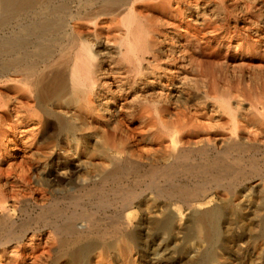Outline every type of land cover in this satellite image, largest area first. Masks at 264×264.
<instances>
[{
    "label": "rangeland",
    "instance_id": "374dc122",
    "mask_svg": "<svg viewBox=\"0 0 264 264\" xmlns=\"http://www.w3.org/2000/svg\"><path fill=\"white\" fill-rule=\"evenodd\" d=\"M157 2V0H146L144 4L137 6L135 17L133 13H130L114 24L106 21H104L105 24L102 21L97 26L86 24L82 32L83 40H76L78 44L74 50H68V40L55 42L53 36H48L44 46L52 56L50 60L46 58L47 64L40 62L39 66L41 69H45L49 63L50 65L56 64V66L59 64V71L55 70V72L70 76L71 71L78 63V70L83 75L85 73L83 69L86 66L79 61L78 47L81 43L87 47L90 46L96 52L99 51L97 49L99 43L105 44L111 39L109 42L111 44L116 41L111 47L124 50V54L126 50H129L127 51L129 56L132 55L130 60L134 62V52H137L138 43L140 44L142 40L148 43L151 38L163 39L167 48L172 43L181 45L185 67L180 73H175L173 76L172 71H175L176 66L166 61L165 56H161L160 59H163V62L158 64L160 67L153 69H158V73H162L163 77L167 76L164 77L167 96H171L176 91L179 92L177 93L180 95L179 99L171 100L169 98L170 102L158 104L154 94L145 92L148 90L147 88L144 90H139L141 87L136 90L131 89L128 86L129 83L122 79L126 76L125 72L130 63L129 57H125L124 54L119 56L113 53L109 55L100 53L101 55L97 59L103 62L102 67L107 68L109 63L114 65L110 66L113 76L109 75V78L115 79L118 84L120 81L127 84L124 91L118 90L116 93L115 107L122 103L124 109L115 121L110 122L108 117L88 111L80 100L76 99L63 100L49 108L52 111L32 99L30 100L32 111L24 110L20 113L21 115H18L19 117L15 113L7 115L4 111L5 108L0 109V241L8 234H20V237L27 234L18 260L10 259V251L14 249L13 247L8 250V257L7 254L4 255V249L0 247V258L5 256L1 259V264H76L77 262L70 255L61 252L59 244L61 237L56 238L57 235L49 228L50 224H68V217L75 216L76 213L75 217L81 219L80 222L78 221L77 228L79 232H84L88 236L86 240L96 241V235L99 232L106 233L107 237L105 241L98 243L88 264H188L190 257L193 256L189 254L190 250L197 243L195 232L191 227H186L189 226L188 224L191 225L192 212L182 203L172 205L171 210L177 218V231L170 234L157 233L156 228L150 224L148 219L159 217L155 204L162 208L169 203L158 198L156 194L160 191L180 186L194 188L196 185L197 187H203V184L214 185V177L212 173H207L206 169L211 164L218 162L235 171L232 178L234 183L230 182L228 186L230 191L233 193L238 190L245 192L244 195H249L251 203L244 201L242 203L244 207L249 206H246L245 209L233 206L232 210H226L221 240L215 249L219 260L216 264H264V242L261 238L258 239V229H261L260 221L264 217L262 210L264 206V1L182 0L179 6L174 5V8L170 10L167 9V6H161ZM142 9L145 12H142ZM131 24L134 34L130 37L129 42L125 34ZM154 32L157 35H154ZM0 33L4 36L9 31L0 29ZM99 34H101V38L97 37ZM177 64H180V61ZM155 66L153 65V67ZM186 68L187 70H185ZM98 90L104 93L106 88L105 86L102 89L99 87ZM15 93L13 88H6L5 84H1L0 104L3 105V103L11 101ZM22 94L21 101L28 102L29 93L22 92ZM149 104L153 105H151L152 108ZM69 107L70 109H68ZM158 110L160 111L158 112ZM50 112L60 115L66 122L64 126L71 125L73 130L62 128L63 126L58 124ZM142 113L145 114V117L147 116L145 119L148 121L147 124L149 123L150 132L142 136L141 143L137 144L133 140L129 142L127 141L128 133L132 137H141L140 120L137 116ZM31 115H34L35 119L27 124V118ZM152 116L153 119H151ZM162 118L164 122H162ZM30 125H32L31 128L36 125L31 133ZM97 127L98 129H96ZM114 127L118 128L117 133ZM127 127H130L131 132ZM5 132H8V139L2 137V133ZM185 133L188 135L186 136ZM231 137L236 139V145L224 143V141L228 142L227 139ZM121 141L123 143H120ZM202 146H204L203 149ZM149 148L150 150H147ZM210 152H213L214 155ZM117 159L119 165L128 163L138 169L128 171L117 181L115 179L106 180ZM183 161L187 164H184ZM177 164L179 165L176 167ZM256 169L257 171H255ZM258 174L261 175L260 181L257 182ZM153 178H157L154 180L158 184L151 180ZM243 178L251 180V183L247 181L242 184ZM180 183L182 184L180 185ZM143 190H146L147 193ZM130 191H135L138 195L142 194L148 198L149 206L141 208L135 206L125 213L121 220L124 222L122 225L124 234L134 231L138 224L144 223L143 234L139 240L123 239L116 235L117 225H119L116 224L118 209L113 208L122 205V196ZM209 197L210 199L207 201H211V205H206L209 208L222 207V197L228 198L226 193L220 191H214ZM213 197L214 200H212ZM238 199H242L241 196L236 198L235 202H241ZM104 200L111 204L112 208L108 206L109 204L105 207ZM148 215L152 216L149 218ZM13 221L17 223L12 228L10 226L13 225H11ZM230 236L231 238H229ZM32 239H34L33 242ZM158 260L160 261L157 262Z\"/></svg>",
    "mask_w": 264,
    "mask_h": 264
},
{
    "label": "bare ground",
    "instance_id": "6f19581e",
    "mask_svg": "<svg viewBox=\"0 0 264 264\" xmlns=\"http://www.w3.org/2000/svg\"><path fill=\"white\" fill-rule=\"evenodd\" d=\"M146 0H0V29L2 31H9L4 36L0 33V85L5 84L6 88H13L16 92L14 97L11 101L0 104V109L5 108L6 114L15 113L17 117L22 111L27 110L30 111L33 109L30 105V100L35 99L39 105L47 108L48 110L52 111L49 108L54 107L59 102L63 100L69 99H76L80 100V102L88 109V111H92L93 113L103 115L108 117L110 122L115 121L122 113L124 109V105L116 106L115 102L117 100L116 93L118 90H123L126 87V83L120 81V84L115 82V79H110L109 75L113 73L110 64L106 67H102V61L97 59L100 57V53H104V55H109L111 53L116 55H123L124 50L120 48H113L111 47L114 44H111L106 41L105 44L99 43L97 49L99 51L94 52L91 47H87L84 43L80 45V62L86 66L83 69L85 73L82 75L80 74V70H78V63L75 65L73 70L71 71L70 76H64L62 74H57L55 70H58V65L49 63V66L45 67V69H41L39 66L40 62L43 64H47L48 60L52 56L50 52L46 50L44 46V42L47 41L48 36H53L54 41L60 40H68V50H74L76 47V40L80 39L83 40V28L86 24H91L97 26L102 21L110 22L112 24L120 21V19L125 17L127 14L130 13L134 14L135 17V10L138 5L144 4ZM152 1V0H151ZM158 4L161 6H167V9L174 8V5L179 6L182 0H157ZM213 1V0H212ZM264 1V0H263ZM149 2V1H147ZM193 2V1H192ZM209 3V2H208ZM207 3V4H208ZM198 5V4H197ZM176 6V7H177ZM215 6V5H214ZM143 7V6H142ZM151 7V6H150ZM217 7V6H216ZM224 7V6H223ZM144 8V7H143ZM161 8V7H160ZM222 8V7H221ZM145 9V8H144ZM164 9V8H163ZM178 9V8H176ZM180 10V9H179ZM194 10V9H193ZM142 12L143 11L142 9ZM179 12V11H178ZM187 12V11H186ZM138 13V12H137ZM191 13V12H190ZM203 13V12H202ZM132 14V15H133ZM180 14V13H178ZM188 14V13H187ZM139 15V14H138ZM205 15V14H204ZM140 16V15H139ZM133 17V18H134ZM229 17V16H228ZM232 17V16H231ZM142 19V18H141ZM131 20V19H130ZM135 20V18H134ZM137 21V20H136ZM184 21V20H183ZM214 21V20H213ZM128 22V21H127ZM149 22V21H148ZM203 22V21H202ZM218 22V21H217ZM125 23V22H124ZM150 23V22H149ZM178 23V22H177ZM209 23V22H208ZM105 24V22H104ZM121 24V23H120ZM135 25V24H134ZM119 26V25H118ZM153 26V25H152ZM209 26V25H206ZM93 27V26H92ZM115 27V26H114ZM201 27V26H200ZM215 27V26H214ZM96 28V27H95ZM94 28V29H95ZM122 28V27H121ZM137 28V27H136ZM155 29V26L153 27ZM213 28V27H212ZM217 28V27H216ZM98 29V28H97ZM142 29V28H141ZM140 29V30H141ZM145 29V28H144ZM148 29V28H147ZM117 30V29H116ZM88 31V30H87ZM94 32V31H93ZM127 32V33H126ZM125 36L127 40L130 42V37L133 36V25L131 24L126 31ZM219 32V31H218ZM87 33V32H86ZM119 33V32H118ZM122 33V32H121ZM150 33V32H149ZM96 35V33H93ZM114 35V33H113ZM124 35V34H123ZM137 35V34H135ZM134 35V36H135ZM151 35V34H150ZM154 35L157 33L154 32ZM171 35V34H170ZM85 36V35H84ZM116 36V35H114ZM113 36V37H114ZM87 37V36H86ZM101 38V34L97 36ZM110 37V36H109ZM139 37V36H138ZM145 36L143 35V38ZM198 37V36H197ZM95 38V37H94ZM107 38V37H106ZM137 38V36H136ZM176 38V37H175ZM52 39V38H50ZM123 39V38H122ZM125 39V38H124ZM152 39V38H151ZM149 40L148 43L144 40L141 43L137 44V52H134L135 61L132 62L129 56V50H126L124 56L129 57V66L128 69L126 67V76L122 78L126 80L132 89L140 88L139 90H145L154 94L157 98V103L163 102H170L171 100L179 99L180 95L173 92L171 96H167L166 94V83L164 82V77L162 73H158L157 68L159 63L163 59H160L161 56H165V60L171 62L175 65V71H172V75L174 76L175 73H180V71L185 67V58L182 55L181 45L172 43L167 48L165 41L162 39H152ZM198 39V38H197ZM119 40V39H118ZM117 40V41H118ZM126 40V41H127ZM138 40V39H137ZM200 40V38L198 39ZM98 41V39H97ZM124 41V40H123ZM147 41V40H146ZM88 42V41H87ZM133 42V41H132ZM138 42V41H137ZM93 43V42H91ZM147 43V44H146ZM168 44V43H167ZM60 45V43H59ZM109 45V46H108ZM178 45V46H177ZM54 46V45H53ZM126 46V45H125ZM57 47V46H56ZM67 47V46H66ZM120 47V46H119ZM122 47V46H121ZM132 47V46H131ZM51 48V47H50ZM127 48V47H126ZM130 48V46H129ZM131 49V48H130ZM134 49V51H136ZM183 49V48H182ZM55 50V49H54ZM57 52V51H56ZM185 52V50H184ZM131 53V52H130ZM186 53V52H185ZM61 54V53H60ZM68 54V53H67ZM72 54V53H71ZM49 56V57H48ZM59 56V55H58ZM67 56V55H66ZM148 56V57H147ZM63 57V56H62ZM75 57V56H74ZM48 60H47V59ZM54 58V57H53ZM60 58V57H59ZM71 58V57H70ZM84 58V59H83ZM86 58V59H85ZM61 59V58H60ZM132 59V58H131ZM65 60V59H63ZM94 60V61H93ZM122 60V59H121ZM125 60V59H124ZM127 60V59H126ZM180 61V64L177 62ZM189 61V60H188ZM70 62V61H69ZM163 62V61H162ZM127 63V62H126ZM122 64V63H120ZM65 65V64H64ZM82 65V66H83ZM153 65H156L153 67ZM188 65V64H187ZM88 66V67H87ZM114 66V65H113ZM160 67V66H159ZM158 67V68H159ZM187 70V68L185 69ZM59 71V70H58ZM150 72V73H149ZM122 73V72H121ZM66 74V73H64ZM118 74V73H117ZM113 76V75H111ZM116 76V75H115ZM185 77V76H184ZM175 81V80H174ZM184 81V80H183ZM177 84V83H176ZM179 85V84H178ZM106 88L104 93L99 91V87ZM177 86V85H176ZM178 87V86H177ZM180 88V87H179ZM4 89V88H3ZM116 89V90H114ZM11 90V89H10ZM150 90V91H149ZM169 90V89H168ZM178 90V89H177ZM12 91V90H11ZM122 91V92H123ZM133 91V90H132ZM172 91V90H171ZM23 93H29V100L28 102L24 103L21 101ZM140 92V93H145ZM147 92V94H148ZM128 93V92H127ZM9 94V93H8ZM146 94V93H145ZM170 94V93H169ZM11 95V94H10ZM139 95V94H138ZM25 96V95H24ZM108 96V97H107ZM133 96V95H132ZM131 96V97H132ZM1 97V96H0ZM171 98V100L169 99ZM186 98V97H184ZM188 98V97H187ZM2 99V98H1ZM111 100V101H110ZM187 100V99H186ZM66 101V102H67ZM145 101V100H144ZM148 101V100H147ZM189 101V100H187ZM5 102V101H4ZM194 102V101H193ZM1 103V102H0ZM129 103V102H128ZM152 103V102H151ZM154 103V102H153ZM240 103V102H239ZM36 104V103H35ZM125 104V103H124ZM140 104V103H139ZM147 104V103H146ZM64 105V104H63ZM76 105V104H73ZM144 105V104H143ZM150 105V104H149ZM152 105V104H151ZM150 105V108H152ZM157 105V104H156ZM61 106V105H60ZM153 106V105H152ZM232 106V105H231ZM240 106V105H239ZM67 107V106H66ZM59 108V107H58ZM149 108V107H148ZM239 108V107H237ZM70 109V107L68 108ZM178 109V108H176ZM236 109V108H235ZM240 109V108H239ZM127 110V109H126ZM140 110V109H139ZM144 110V109H143ZM156 110V109H155ZM154 110V111H155ZM32 111V110H31ZM130 111V110H129ZM160 110H158L159 112ZM233 111V110H232ZM241 111V110H240ZM145 112V111H143ZM162 112V111H161ZM146 113V112H145ZM165 113V111H164ZM178 113V112H177ZM264 113V112H263ZM262 113V114H263ZM27 114V113H26ZM52 117H54L58 124L65 129L70 131L73 130V126L65 125V121L62 117L54 112H50ZM61 114V113H59ZM73 114V113H72ZM161 114V113H160ZM21 115V114H20ZM76 115V114H75ZM167 115V114H166ZM180 115V114H179ZM71 116V115H70ZM80 116V115H79ZM149 116V115H148ZM147 117V116H146ZM145 114H140L137 118L140 120L141 126V137H132L129 133L127 134V141L133 140L138 144L142 142V136H145L147 133L150 132L149 123L146 121ZM156 117V116H155ZM159 118V116H157ZM170 117V116H169ZM240 117V116H239ZM98 118V117H97ZM34 115H31L27 118V124L34 121ZM76 119V118H75ZM153 119V116L152 118ZM18 120V119H17ZM80 120V119H78ZM77 120V121H78ZM181 120V119H180ZM76 121V122H77ZM83 121V120H82ZM81 121V123H82ZM122 121V120H121ZM183 121V120H182ZM243 121V120H242ZM80 122V121H79ZM78 122V123H79ZM162 122L163 118H162ZM21 123V122H20ZM84 123V121H83ZM86 123V122H85ZM160 123V122H159ZM186 123V122H185ZM41 124V123H40ZM76 124V123H75ZM170 124V123H168ZM194 124V123H193ZM232 124V123H231ZM89 125V124H88ZM91 125V124H90ZM164 125V123H163ZM198 125V124H197ZM12 126V125H11ZM30 125V133L33 132L34 128H31ZM75 126V125H74ZM138 126V125H137ZM136 126V127H137ZM56 127V126H55ZM175 127V126H174ZM236 127V126H235ZM240 127V126H239ZM1 128V127H0ZM115 131L118 129L114 127ZM194 128V127H193ZM244 128V127H243ZM56 129V128H55ZM64 129V130H65ZM75 129V128H74ZM84 129V128H83ZM98 129V127L96 128ZM100 129V128H99ZM120 129V128H119ZM128 131L131 132L130 127H127ZM181 129V128H180ZM179 129V130H180ZM183 129V128H182ZM202 129V128H201ZM15 130V129H14ZM23 130V129H22ZM77 130V128H76ZM88 130V129H87ZM136 130V129H135ZM241 130V129H240ZM24 131V130H23ZM28 131V130H27ZM92 131V130H91ZM97 131V130H96ZM103 131V130H102ZM101 131V132H102ZM107 131V130H106ZM20 132V130H19ZM161 132V131H160ZM170 132V131H169ZM181 132V130L179 131ZM188 132V131H187ZM205 132V131H203ZM14 133V132H13ZM18 133V132H17ZM84 133V132H82ZM89 133V132H88ZM117 133V131H116ZM125 133V132H124ZM134 133V131H132ZM136 133V131H135ZM155 133V132H154ZM158 133V132H157ZM165 133V132H164ZM167 133V132H166ZM251 133V132H250ZM27 134V133H26ZM156 134V133H155ZM170 135V133H168ZM186 134V133H185ZM206 134V133H205ZM17 135V134H16ZM168 135V136H169ZM184 135V134H183ZM188 134H186L187 136ZM200 135V134H199ZM202 135V134H201ZM15 136V135H14ZM13 136V137H14ZM46 136V135H45ZM70 136V135H68ZM3 138L8 139V132L2 133ZM27 137V136H26ZM123 137V136H122ZM157 137V136H156ZM196 137V136H195ZM210 137V136H209ZM225 137V136H224ZM237 137V136H236ZM248 137V136H247ZM24 138V137H23ZM73 138V137H72ZM107 138V137H106ZM162 138V137H161ZM160 138V139H161ZM211 138V137H210ZM209 138V139H210ZM223 138V137H222ZM26 139V138H25ZM65 139V138H64ZM76 139V137H75ZM84 139V138H83ZM91 139V138H90ZM105 139V138H104ZM11 140V139H9ZM21 140V139H20ZM61 140V138H60ZM78 140V139H76ZM89 140V139H88ZM165 140V139H164ZM228 142L224 141V143H229V145H236L235 138L227 139ZM7 141V140H6ZM72 141V140H71ZM112 141V140H111ZM208 141V140H207ZM19 142V140H18ZM25 142V141H24ZM29 142V141H28ZM169 142V141H168ZM183 142V141H182ZM198 142V141H197ZM4 143V142H3ZM20 143V142H19ZM27 143V142H26ZM50 143V142H49ZM86 143V142H85ZM120 143H123L122 141ZM209 143V141H208ZM223 143V142H222ZM221 143V144H222ZM263 143V142H262ZM18 144V143H17ZM33 144V143H32ZM58 144V143H57ZM71 144V143H70ZM87 144V143H86ZM59 145V144H58ZM64 145V144H63ZM68 145V144H67ZM66 145V146H67ZM146 145V144H145ZM226 145V144H225ZM243 145V144H242ZM30 146V145H29ZM33 146V145H32ZM31 146V147H32ZM48 146V145H47ZM143 146V145H142ZM192 146V142H191ZM17 147V146H16ZM85 147V146H84ZM93 147V146H92ZM128 147V145H127ZM186 147V146H184ZM196 147V146H195ZM204 146H202L203 149ZM262 147V146H261ZM5 149V147H3ZM62 148V147H61ZM91 148V147H90ZM100 148V147H99ZM198 148V147H197ZM218 148V147H217ZM216 148V149H217ZM63 149V148H62ZM156 149V148H155ZM201 149V148H199ZM10 150V149H9ZM18 150V149H17ZM53 150V149H52ZM106 150V149H105ZM109 150V149H108ZM147 150H150L147 149ZM166 150V149H165ZM169 150V149H168ZM207 150V149H206ZM100 151V150H99ZM125 151V150H124ZM131 151V150H130ZM144 151V150H143ZM142 151V152H143ZM153 151V150H152ZM191 151V150H189ZM188 151V152H189ZM194 148V152H195ZM200 151V150H199ZM210 151V150H208ZM221 151V149H220ZM55 152V151H53ZM92 152V151H91ZM108 152V151H107ZM128 152V151H127ZM132 152V151H131ZM161 152V151H160ZM192 152V151H191ZM192 152V153H194ZM206 152V151H205ZM217 152V151H216ZM234 152V151H233ZM94 153V152H93ZM167 152L165 151V154ZM185 153V152H184ZM211 153V152H210ZM213 153V152H212ZM211 153V154H212ZM257 153V152H256ZM7 154V153H6ZM26 154V153H24ZM59 154V153H57ZM67 154V153H66ZM121 154V153H120ZM123 154V153H122ZM164 154V155H165ZM196 154V153H195ZM53 155V154H52ZM147 155V154H146ZM162 155V154H160ZM192 155V154H191ZM207 155H209L207 153ZM214 155V153H213ZM26 156V155H23ZM54 156V155H53ZM64 156V155H63ZM126 156V155H125ZM178 156V155H177ZM219 156V155H218ZM247 156V155H246ZM252 156V155H251ZM255 156V155H254ZM62 157V156H61ZM104 158V156H102ZM151 157H153L151 155ZM183 157V156H182ZM193 157V155H192ZM202 157H204L202 155ZM214 157V156H212ZM222 157V155H221ZM26 158V157H25ZM24 158V159H25ZM54 158V157H53ZM59 158V157H58ZM57 158V159H58ZM159 158V157H158ZM161 158V157H160ZM166 158H168L166 156ZM165 158V159H166ZM176 158V157H175ZM181 158V157H179ZM190 158V157H189ZM196 158V157H195ZM200 158V157H199ZM235 158V157H234ZM263 158V156H262ZM141 159V158H140ZM178 159V158H177ZM194 159V158H193ZM191 159V160H193ZM204 159V158H203ZM244 159V158H243ZM251 159V158H250ZM258 159V158H257ZM42 160V159H41ZM60 160V159H59ZM106 160V159H104ZM158 160V159H157ZM184 160V159H183ZM188 160V159H187ZM199 160V159H197ZM211 160V159H210ZM254 160V159H253ZM19 161V160H18ZM48 161V160H47ZM85 163V160H83ZM168 161V160H167ZM179 161V160H177ZM186 161V160H185ZM209 161V160H208ZM225 161V160H224ZM223 161V162H224ZM235 162L234 160H232ZM252 161V160H251ZM148 162V161H147ZM169 162V161H168ZM194 162V161H193ZM206 162V161H205ZM76 163V162H75ZM137 163V162H136ZM175 163H177L175 161ZM180 163V161H179ZM184 163V161H183ZM196 163V162H195ZM201 163V162H200ZM230 163L231 160H230ZM236 163V162H235ZM59 164V163H58ZM63 164V162H62ZM90 164V163H89ZM97 164V163H95ZM94 164V165H95ZM106 164V163H105ZM142 164V163H141ZM158 164V163H155ZM187 164V163H184ZM238 164V163H236ZM44 165V164H43ZM51 165V164H50ZM151 165V164H150ZM172 165V164H171ZM179 164L176 165V167ZM195 165V164H194ZM57 166V164H56ZM63 166V165H62ZM85 166V165H84ZM109 166V165H108ZM154 166V165H153ZM158 166V165H157ZM167 166V165H166ZM185 166V165H184ZM183 166V167H184ZM246 166V165H245ZM244 166V167H245ZM262 166V165H261ZM260 166V167H261ZM50 167V166H49ZM58 167V166H57ZM74 167V166H73ZM101 167V165H100ZM165 167V166H164ZM169 168V166H167ZM182 167V168H183ZM259 167V168H260ZM56 168V167H55ZM62 168V167H61ZM173 168V167H172ZM78 169V168H77ZM100 169V168H99ZM137 170L135 166H131L128 163L120 164L117 162L113 163V169L111 173L106 177V180L115 179L117 181L121 177L125 176L128 171L130 170ZM51 170V169H50ZM60 170V169H59ZM63 170V169H62ZM69 170V169H68ZM76 170V169H75ZM160 170V169H159ZM163 170V169H162ZM165 170V169H164ZM176 170V169H175ZM181 170V169H180ZM169 171V170H168ZM173 171V170H172ZM257 171V169L255 170ZM95 172V171H94ZM157 172V171H156ZM162 172V171H161ZM207 173H212L214 177V185L207 186L203 184L202 187H177V188H166L164 191H158L159 193L158 198L164 199L165 201L169 202L165 204L162 208L158 207L155 204L156 213L159 214V217H151L148 215L150 219V224L156 228L157 233L159 234H167V233H176L177 231V218L171 210L172 205L177 203H182L184 206L188 208L190 212H192V222L191 225L186 227H191V229L195 232L197 243L193 248L190 250V261L188 264H216L218 263V256L215 251L217 244L221 240L223 222L226 216V210H232L233 206H238L239 209H245L244 205L242 204L245 202H250L249 195L245 192L235 191L234 193L230 191L228 187L232 178L234 177V170L228 166H225L221 162L211 164L207 169ZM248 172V170H247ZM167 173V172H166ZM165 173V174H166ZM250 173V172H249ZM263 173V172H262ZM157 174V173H156ZM260 175L258 174L256 177V181H260ZM58 176V175H57ZM92 176V175H91ZM90 176V177H91ZM104 176V175H102ZM154 176H156L154 174ZM178 176V175H177ZM194 176V175H193ZM264 176V174H263ZM53 177V176H52ZM158 177V176H157ZM171 177V176H170ZM192 177V176H191ZM63 178V177H62ZM184 178V177H183ZM264 178V177H263ZM95 179V178H94ZM155 178L151 179L154 180ZM157 179V178H156ZM155 179V180H156ZM170 179V178H169ZM168 179V180H169ZM187 179V178H186ZM240 179V178H239ZM57 180V179H55ZM61 180V179H60ZM90 180V179H88ZM93 180V179H92ZM96 180V179H95ZM154 180V182H155ZM160 180V179H159ZM167 180V181H168ZM176 180V179H175ZM185 181V179H183ZM207 180V179H206ZM91 181V180H90ZM150 181V180H149ZM178 181V180H177ZM181 182V179L179 180ZM183 181V182H184ZM187 181V180H186ZM193 181V180H192ZM211 181V180H210ZM251 183V180L243 178V183L246 182ZM85 182V181H84ZM160 183V181H158ZM164 182V181H163ZM254 182V180H253ZM264 182V181H263ZM27 183V182H26ZM139 183V182H138ZM157 183V181L155 182ZM176 183V182H175ZM201 183V182H200ZM234 183V182H233ZM248 183V184H249ZM81 184V183H80ZM84 184V183H82ZM154 184V183H152ZM158 184V183H157ZM170 184V183H169ZM182 183H180L181 185ZM190 184V183H189ZM263 184V183H262ZM98 185V184H97ZM147 185V184H146ZM156 185V184H155ZM241 185V184H240ZM8 186V185H7ZM84 186V185H83ZM91 186V185H90ZM96 186V185H95ZM163 186V185H162ZM159 186V187H162ZM168 186V184H167ZM191 186V185H190ZM149 187V185H148ZM154 187V186H153ZM158 187V186H157ZM245 187V186H244ZM248 187V186H247ZM86 188V187H85ZM145 188V187H144ZM156 188V187H155ZM243 188V187H242ZM256 188V187H255ZM11 189V188H10ZM120 189V188H119ZM151 189V188H149ZM91 190V189H90ZM148 190V188H147ZM156 190V189H155ZM233 190V189H231ZM251 190H253L251 188ZM92 191V190H91ZM141 191V190H140ZM144 192L146 190H143ZM214 191H220L226 193L228 198L222 197L221 201H223L222 207H206V205L210 206L211 201H207L210 199V194ZM264 191V190H263ZM248 192V191H247ZM258 192V191H257ZM85 193V192H84ZM95 193V192H94ZM116 193V191H115ZM147 193V192H145ZM156 193V192H155ZM261 193V192H260ZM264 193V192H263ZM140 194V193H139ZM151 194V193H150ZM154 194V193H153ZM252 194V193H250ZM259 194V192H258ZM96 195V194H95ZM244 195V196H243ZM6 196V195H5ZM15 196V195H14ZM104 196V195H103ZM109 196V195H108ZM107 196V197H108ZM122 196V195H120ZM241 196V202H235L236 198ZM253 196V195H252ZM260 196V195H259ZM16 197V196H15ZM92 197V196H91ZM111 197V196H110ZM14 198V197H13ZM123 204L113 209H118V220H116L117 229L116 235L120 236L121 238H128L130 240H139L142 236V230L144 229V223H140L135 227V230L129 232L128 234H124L122 229V225L124 222L121 220L124 218L125 213H128L131 208L135 206L141 208L142 206H149L148 198L144 195H138L135 191H130L124 193L122 196ZM260 198V197H258ZM264 198V197H263ZM57 199V198H56ZM120 199V198H119ZM10 200V199H9ZM111 200V199H110ZM163 200V201H164ZM214 200V197L212 198ZM100 201V200H99ZM150 201V200H149ZM161 201V200H160ZM220 201V202H221ZM258 201V200H257ZM109 202V201H108ZM38 203V202H37ZM102 203V201H101ZM100 203V204H101ZM106 207L109 203L106 200L103 202ZM115 203V202H114ZM166 203V202H165ZM222 203V202H221ZM248 203V204H249ZM152 204V202H151ZM254 204V203H253ZM256 204V203H255ZM39 205V204H38ZM50 205V204H49ZM102 205V206H103ZM119 205V204H118ZM45 206V205H44ZM53 206V205H52ZM101 206V207H102ZM110 208H112L111 204H109ZM116 206V205H115ZM205 206V207H203ZM261 206V205H260ZM41 207V205H40ZM54 207V206H53ZM104 207V206H103ZM104 207V208H105ZM151 207V206H150ZM249 207V206H248ZM259 207V205H258ZM44 208V207H43ZM50 208V207H49ZM109 208V209H110ZM146 208V207H145ZM144 208V209H145ZM260 208V207H259ZM3 209V208H2ZM106 209V208H105ZM176 209V208H175ZM1 210V209H0ZM108 210V208H107ZM154 210V209H153ZM264 211V206L262 207ZM40 211V210H39ZM53 211V210H52ZM187 211V210H186ZM237 211V210H236ZM6 212V211H5ZM246 212V211H245ZM253 212V211H252ZM258 212V211H257ZM256 212V213H257ZM149 213V212H146ZM231 213V212H230ZM234 213H236L234 211ZM255 213V212H254ZM6 214V213H5ZM52 214V213H50ZM70 214V213H69ZM151 214V213H150ZM157 214V215H158ZM229 214V213H228ZM240 214V213H239ZM253 214V213H252ZM258 214V213H257ZM264 214V213H263ZM46 215V214H45ZM44 215V216H45ZM75 215V214H74ZM79 215V214H78ZM81 215V213H80ZM116 215V214H115ZM256 215V214H255ZM260 215V214H258ZM69 216V215H68ZM77 216V213L76 215ZM71 216L68 217L69 223L66 225L61 224H50L49 228L58 236L61 237L60 239V250L61 252L70 255L78 264H88L90 261L91 254L97 248V245L101 241L106 240V233L99 232L96 235L94 240H86L87 235L84 232H79L78 230V221L80 222L78 217ZM154 216V215H153ZM228 216V215H227ZM240 216V215H239ZM7 217V216H6ZM84 217V216H83ZM245 217V216H244ZM261 217V216H260ZM52 218V216H51ZM65 218V217H64ZM67 218V217H66ZM127 218V217H126ZM233 218V217H232ZM254 218V217H253ZM37 219V218H36ZM39 219V218H38ZM41 219V218H40ZM62 219V218H61ZM83 219V218H82ZM85 219V218H84ZM64 220V219H62ZM235 220V217H234ZM56 221V220H55ZM58 221V220H57ZM145 221V220H143ZM238 221V219H237ZM36 222V221H35ZM41 222V221H39ZM38 222V223H39ZM128 222V220H127ZM232 222V221H230ZM261 229L259 228V236L258 239H262L264 242V217L261 218ZM259 222V223H260ZM17 222H11L10 227H15ZM82 223V222H81ZM65 224V223H64ZM231 224V223H230ZM236 224V223H235ZM258 224V223H257ZM29 225V224H28ZM33 225V224H32ZM126 225V224H125ZM148 225V224H147ZM229 225V224H228ZM18 226V225H17ZM40 227V225H38ZM43 226L44 223H43ZM179 226V225H178ZM233 226V225H232ZM35 227V226H34ZM128 227V226H127ZM28 229V228H26ZM31 229V228H30ZM37 229V227H36ZM39 230V229H37ZM149 230V229H148ZM4 231V230H3ZM7 231V230H6ZM24 231V230H23ZM41 231V230H40ZM50 231V230H49ZM32 232V230H31ZM36 232V231H35ZM34 232V233H35ZM92 232V231H91ZM126 232V231H125ZM183 232V231H181ZM230 232V231H229ZM228 232V233H229ZM255 232V231H252ZM8 233V232H6ZM17 233V232H15ZM24 233V232H23ZM30 233V232H29ZM93 233V232H92ZM4 234V232H3ZM233 234V233H232ZM253 234V233H252ZM6 235V234H5ZM22 235V234H21ZM27 235V234H26ZM24 235L20 237V234H8L3 237V240L0 241V247L4 252V255L9 254V251L12 247L14 248L11 252L10 259L14 258L18 260L19 256L21 255L20 250L23 249L24 239L26 240L27 236ZM36 235V234H35ZM34 235V236H35ZM230 235V234H229ZM251 235V234H250ZM3 236V235H2ZM171 236V235H170ZM177 236V234H176ZM234 236V235H233ZM232 236V237H233ZM161 237V236H160ZM59 238V237H58ZM231 238V236L229 237ZM172 239V238H171ZM234 239V238H233ZM31 240V239H30ZM34 239H32L33 242ZM227 240V239H226ZM252 240V239H251ZM163 241V240H162ZM231 241V240H230ZM232 242V241H231ZM46 243V242H45ZM168 243V242H167ZM30 245V244H29ZM45 245V244H44ZM226 245V244H225ZM165 246V245H164ZM16 247V249H15ZM119 247V246H118ZM262 248V247H261ZM29 249V248H28ZM118 249V248H117ZM120 249V248H119ZM188 249V248H187ZM226 249V248H225ZM255 250V249H254ZM224 251V249H223ZM174 253V252H173ZM262 253V252H261ZM26 254V253H25ZM186 254H188L186 252ZM258 254V253H257ZM183 255V254H182ZM159 256V255H158ZM175 256V255H174ZM260 256V255H259ZM5 256L0 258L1 259ZM16 257V258H15ZM69 257V256H68ZM161 257V256H160ZM172 257V256H171ZM153 258V257H152ZM180 258V257H179ZM178 258V259H179ZM173 259V257H172ZM72 260V259H71ZM155 260V259H154ZM157 260V259H156ZM13 261V260H12ZM158 260L157 262H159ZM175 261V260H174ZM256 261V260H255ZM74 262V261H73ZM153 262V261H152ZM163 262V261H162ZM254 262V261H253ZM257 262V261H256ZM19 263V262H17ZM75 263V262H74ZM76 263V264H77ZM172 263V262H170ZM255 263V262H254ZM153 264V263H152Z\"/></svg>",
    "mask_w": 264,
    "mask_h": 264
}]
</instances>
